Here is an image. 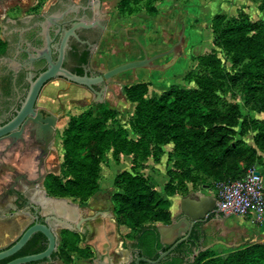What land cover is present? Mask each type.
<instances>
[{
    "label": "trees",
    "instance_id": "16d2710c",
    "mask_svg": "<svg viewBox=\"0 0 264 264\" xmlns=\"http://www.w3.org/2000/svg\"><path fill=\"white\" fill-rule=\"evenodd\" d=\"M140 1L120 0L119 10L133 12V3L136 5ZM147 1V13L157 14L154 0ZM212 26L217 33L214 43L227 50L233 64H241L239 70L230 75L231 80L241 85L248 98L257 99L264 106V21H253L246 14L231 19L217 14ZM199 65L207 73L196 76L198 88L195 89L172 86L160 96L148 99L145 96L147 83L126 88V96L137 103L135 118L130 123L135 138L129 137L123 125L110 126L117 112L105 102H93L89 109L71 117L63 138V166L67 174L61 177L49 173L45 177L48 195L86 200L100 188L102 159L111 145L116 161L122 154L132 155V170H123L114 180L118 190L112 195V203L119 225H129L134 230L129 247L135 259L144 256L155 260L171 246L161 242L157 225V222L171 223L170 200L144 174L135 171L139 160L159 161L164 154L163 146L172 144L171 152L179 156L174 175L182 183L190 179L194 171L221 182L239 179L255 165L264 166V124L256 123L253 145L237 138L244 134L243 121L241 130L237 129L238 104L228 105L223 101L226 109L216 107L220 101L216 91L226 84L221 58L213 51L199 56ZM192 74L191 71L188 76ZM182 186L184 191L188 190L186 183ZM164 189L168 194L177 192L173 177ZM203 225L198 223L189 239L155 264H264V242L245 244L229 250L226 255L212 249L202 250L206 237ZM80 237L79 232L62 229L58 249L51 258L42 261L61 259L70 264L74 255L91 259L95 252L90 246H81ZM47 245V237L37 232L20 251L0 264L41 252ZM196 249H199L197 255ZM140 264L152 263L141 261Z\"/></svg>",
    "mask_w": 264,
    "mask_h": 264
},
{
    "label": "rangeland",
    "instance_id": "374dc122",
    "mask_svg": "<svg viewBox=\"0 0 264 264\" xmlns=\"http://www.w3.org/2000/svg\"><path fill=\"white\" fill-rule=\"evenodd\" d=\"M50 1L52 0H0V31L3 15L6 14L9 18L16 19L35 9L45 8ZM101 1L103 3L104 20L108 19V28L102 37L96 58L105 70L130 60L143 58L145 55L154 56L167 52L177 43L182 45L184 52L167 68L142 67L114 76L113 92L108 94L107 101L108 105L117 113L115 119L110 121V126L118 128V125H123L128 129L129 137L135 138L136 133L130 123L135 118L137 103L126 96V88L145 82L148 84V91L145 95L148 99L160 96L162 92L172 86L188 89L198 88L196 76L202 74L204 76L207 73L199 65V56L216 51L217 56L221 58L222 68L226 74L223 78L226 84L223 89L216 91L217 96L220 98L216 107L221 110L226 109L223 101L227 102L228 105L238 104L239 113L236 116L239 119V125L237 129L241 130L243 121L244 134L238 135L237 138H243L247 144H254L253 137L256 134V123L264 124V106L257 99L248 98L241 85L231 80L230 75L239 70L241 64H233L231 55L227 50L214 43L217 33L214 32L212 24L217 14H224L227 19L241 17V15L246 14L253 21H264V0H154L152 3L158 7V12L155 15L147 13V0H141L136 5L133 3V12L129 10L120 11L118 6L120 0ZM156 21L163 22L164 30L169 33L166 40L160 38V33L157 35L156 32L153 33L151 27ZM154 29L158 32L162 31V28L156 27ZM157 49L160 50L155 52ZM173 57L174 51L160 56L152 64L163 65ZM191 71L194 74L188 76ZM92 98V94L85 88L59 80L50 82L43 89L39 103L51 108L52 111L57 113L58 117L55 140L51 146V150L54 151L52 162L55 166L52 173L61 177H65L67 174L68 170L63 166L64 131L71 117L78 116L81 112L90 108ZM163 148L164 154L159 161H155L153 158L139 160L135 171L144 174L161 194L170 200L171 210L176 201L177 209L171 211L173 212L172 217L180 214V200L186 195L208 194L215 196L219 182L201 172L194 171L192 177L182 183L174 175L177 170L175 161L179 159V156L171 152L173 145L171 147L165 145ZM2 154H0V157ZM132 160V155L122 154L120 159L116 161L114 146L111 145L105 151L102 159L98 192L86 200L75 196L65 198L79 205L84 216H91L99 211L108 210V203L111 202L112 205L109 211L116 218L113 211L112 195L118 189L114 184V180L123 170H132ZM46 165H50L49 160H46ZM22 173V171L18 173L13 168L11 172H7L5 176L8 177L0 184V198L10 200V197H12L10 200L11 206L6 205L4 209H0V214L22 212L21 210L25 207L28 200L24 195L25 187L22 183L17 184L16 178V180L13 179V176L18 175V178L23 180ZM172 177L177 192L168 194L165 192L164 187ZM185 183L188 187L187 191H184L182 186ZM41 184L48 193L45 179L42 180ZM100 199L102 204L99 203ZM24 215L20 213L15 219L7 220L9 222L7 225L12 228L15 224L18 227V222H20L18 218H26L28 224L30 220ZM160 224L164 223L157 222V225ZM260 224L232 213L221 216V218L211 219L203 225L206 232L203 246H210V249L226 255L231 249L256 242L257 239H254L256 238L255 228H258ZM57 231L61 240L62 229L59 228ZM87 232V229H84V232L80 233L81 246H84ZM119 232L123 238L122 247L127 251L134 230L129 225L120 224ZM93 258H95V255L91 259H87L84 264H94ZM77 260L81 259L78 257ZM74 264L80 263L74 261Z\"/></svg>",
    "mask_w": 264,
    "mask_h": 264
},
{
    "label": "flooded vegetation",
    "instance_id": "af4514ba",
    "mask_svg": "<svg viewBox=\"0 0 264 264\" xmlns=\"http://www.w3.org/2000/svg\"><path fill=\"white\" fill-rule=\"evenodd\" d=\"M2 19L0 126L9 123L18 115L28 96L32 81L48 69L49 61L45 55L49 49L54 64L60 62L62 68L80 76L94 78L103 76L105 69L96 58L102 37L108 28L104 20L101 0H52L45 8L35 9L16 19H9L5 14ZM58 80L85 88L92 94V103L98 97L91 88L71 82L62 76L49 80L40 92L42 93L50 82ZM104 87L113 90L114 83L104 80L96 85L95 89L102 91ZM112 92L110 90L104 95L105 103H108V94ZM41 93L34 105L35 114L27 116L17 131L0 138V154L12 155L7 163L18 173L23 170L24 163L29 162V167L32 165L38 168L40 159L50 160L54 156L51 146L55 140L58 117L51 108L39 103ZM38 115L41 117L38 118ZM50 118L55 119V124H51L53 130H45L44 126L50 124ZM16 132L19 134L15 135ZM49 173L52 171L47 172L45 177ZM15 178L17 179L18 175L13 176V179ZM27 182L18 178L16 183L25 185ZM38 185L41 186L39 183L36 186ZM22 213L30 220L27 226L37 220L44 221L41 216L37 217L35 209L28 200ZM128 252L134 258L130 247ZM129 264H135V258Z\"/></svg>",
    "mask_w": 264,
    "mask_h": 264
},
{
    "label": "water",
    "instance_id": "95a60500",
    "mask_svg": "<svg viewBox=\"0 0 264 264\" xmlns=\"http://www.w3.org/2000/svg\"><path fill=\"white\" fill-rule=\"evenodd\" d=\"M107 20L108 19L105 21L107 22ZM98 22L99 20L97 23ZM105 27L104 25V28ZM172 51H174V57L168 63L163 65L152 64L153 61L160 56ZM49 52L50 49L46 55L44 54L49 61L48 69L32 81L28 96L18 115L9 123L0 126V138L17 131V128L27 116L35 114L34 105L41 93L42 87L49 80L57 76H62L71 82L91 88L95 94H98L94 102L103 103L105 100L104 95L110 90L113 91L109 87H104L102 91H97L95 89V86L101 84L104 80L113 84L114 76L128 70L142 67L167 68L175 62L178 56L184 54L182 45L177 43L167 52L154 56L145 55L143 58L118 64L105 70L103 76L94 78L76 75L62 68L60 62L54 64ZM39 117L41 116L38 115V118ZM37 120L38 119H36V121ZM49 123V125L44 126L45 130H53L51 124H55V119L50 118ZM19 132H16L15 135H18ZM257 173H259V171H257ZM24 195L35 209L37 217L39 218L41 216L44 218V221L41 222L37 220L28 225L14 242L7 246L0 247V261L20 251L37 232H41L47 237L48 245L47 248L41 252L19 256L5 264H27L51 258L52 254L58 249L60 242L59 232L57 231L59 228L69 229L79 233L87 229L88 232L84 243L90 246L95 252V258L93 259L94 264H129L134 260L132 254L128 252V250L126 251L123 249V238L119 232L120 225L109 210L99 211L91 216H84L79 205L70 202L67 198L50 196L43 186H35L34 184L28 186L24 190ZM179 209L180 217H178V215L173 216L170 224L158 225L161 242L165 245H171L170 248L160 254L155 260H151L144 256L139 257L135 259V264H140L141 261L152 264L158 263L170 254L181 242L187 240L198 223L206 224L211 219L221 218V216L230 214V212L220 208L215 196L208 194H189L184 196L181 199ZM26 213L31 216L29 212ZM207 249H210V246H204L202 248V250ZM197 254H199V249L195 250V255Z\"/></svg>",
    "mask_w": 264,
    "mask_h": 264
},
{
    "label": "built area",
    "instance_id": "2783aa9c",
    "mask_svg": "<svg viewBox=\"0 0 264 264\" xmlns=\"http://www.w3.org/2000/svg\"><path fill=\"white\" fill-rule=\"evenodd\" d=\"M215 197L222 210L263 223L264 171L255 165L239 179L219 182Z\"/></svg>",
    "mask_w": 264,
    "mask_h": 264
},
{
    "label": "crops",
    "instance_id": "0c3cea01",
    "mask_svg": "<svg viewBox=\"0 0 264 264\" xmlns=\"http://www.w3.org/2000/svg\"><path fill=\"white\" fill-rule=\"evenodd\" d=\"M162 23L163 22H161V21H156L153 23V27H151V28H153V33L156 32V35L158 33H160V38H162V40H166V36L169 35V33L166 30H164V28H163L164 24H162ZM156 27L162 28V31L158 32L156 29H154ZM168 29H169V27H168ZM125 30H127V29H125ZM154 30H156V31H154ZM160 49H157L155 52L159 51ZM168 145L170 147L172 146V144H168ZM10 156H12V155H10L9 153H3L2 156L0 157V180L2 182H4V180L8 177V176H5L7 174V172L8 173L11 172L14 168L13 166H11L10 164L7 163ZM18 156L21 157L20 155H18ZM263 158H264V153H263ZM152 161H154V160H152ZM152 161H151V163H152ZM23 166H24V168L22 170L23 173L21 174V177L24 180L26 175L28 176L27 171L34 169V168L33 167L29 168L28 162L24 163ZM257 167L264 171V166L259 165ZM180 202H181V200H180ZM174 203L175 204L173 205V208H172L173 211L177 209L176 201ZM6 205H8L9 207L11 206L9 199H7V202L4 201L0 204V209H4L6 207ZM20 213L22 214V212H16V213L15 212L14 213L9 212L8 214H3V213L0 214V247L7 246L8 244H11L12 242H14L20 236V234L23 232V230L27 227L26 218H18L20 220V222H18L19 223L18 227L15 224L13 225L12 228L10 227V225L9 226L7 225L9 223V222H7V220L15 219L18 216V214H20ZM253 227H255V226H253ZM255 229H256L255 230L256 238H254V239H257L256 242H264V222L261 223L259 225V227L255 228ZM84 246H85V243H84ZM78 257L81 260H77ZM87 259H89V258H83V257H80L78 255H74L73 262L70 264H74V261H79L80 264H84ZM36 264H67V263H65L61 259H53V260L38 262Z\"/></svg>",
    "mask_w": 264,
    "mask_h": 264
},
{
    "label": "bare ground",
    "instance_id": "6f19581e",
    "mask_svg": "<svg viewBox=\"0 0 264 264\" xmlns=\"http://www.w3.org/2000/svg\"><path fill=\"white\" fill-rule=\"evenodd\" d=\"M46 160L48 161L49 158L45 159V158H42L40 159V165L38 166V168L34 167V166H30L29 168L33 167L34 169H31V170H28L27 173H28V176L26 175V177L24 178V180H27L28 182L25 183L24 187L25 189L28 187V186H31V185H37L38 183L41 184V180L43 179L44 175L49 172V171H52L54 170L55 166H54V163L52 162V159H50V165H46ZM29 163V162H28ZM18 180V178H17ZM1 181V180H0ZM2 183V181L0 182V184ZM42 185V184H41ZM1 186V185H0ZM12 197H10V200H11ZM98 200V198H97ZM6 201L7 202V199L6 198H3L1 197L0 199V204L2 202ZM101 202L102 204V201L100 199L99 203ZM111 202L108 203V210L109 208H111ZM94 208V207H93ZM96 208V206H95Z\"/></svg>",
    "mask_w": 264,
    "mask_h": 264
}]
</instances>
